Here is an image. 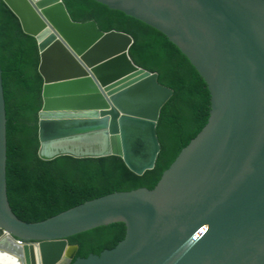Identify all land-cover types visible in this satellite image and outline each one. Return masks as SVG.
Instances as JSON below:
<instances>
[{"label": "water", "instance_id": "obj_1", "mask_svg": "<svg viewBox=\"0 0 264 264\" xmlns=\"http://www.w3.org/2000/svg\"><path fill=\"white\" fill-rule=\"evenodd\" d=\"M91 1L156 30L188 59L210 94L208 125L154 191L25 224L7 195L0 63V264H71L69 239L114 225L126 227L123 243L73 264H264V0ZM2 5L38 44L39 159L116 157L138 177L153 171L173 92L134 65L133 40L73 23L61 0H0V15Z\"/></svg>", "mask_w": 264, "mask_h": 264}, {"label": "trees", "instance_id": "obj_2", "mask_svg": "<svg viewBox=\"0 0 264 264\" xmlns=\"http://www.w3.org/2000/svg\"><path fill=\"white\" fill-rule=\"evenodd\" d=\"M76 24L95 22L104 34H124L133 40L134 65L157 75L158 84L173 92L157 126L161 148L153 171L134 175L122 159L42 162L38 153L39 114L44 82L35 39L26 36L5 6L0 15V63L7 116V195L18 220L36 225L114 194L154 191L164 174L207 127L208 88L188 59L156 30L91 0H61ZM126 239V227L114 225L68 240L78 248L74 260L100 256Z\"/></svg>", "mask_w": 264, "mask_h": 264}, {"label": "bare ground", "instance_id": "obj_3", "mask_svg": "<svg viewBox=\"0 0 264 264\" xmlns=\"http://www.w3.org/2000/svg\"><path fill=\"white\" fill-rule=\"evenodd\" d=\"M73 253H74V249H73V248L68 249V250L66 251V257H67V258L72 257Z\"/></svg>", "mask_w": 264, "mask_h": 264}, {"label": "built area", "instance_id": "obj_4", "mask_svg": "<svg viewBox=\"0 0 264 264\" xmlns=\"http://www.w3.org/2000/svg\"><path fill=\"white\" fill-rule=\"evenodd\" d=\"M20 245H22V243H19Z\"/></svg>", "mask_w": 264, "mask_h": 264}]
</instances>
